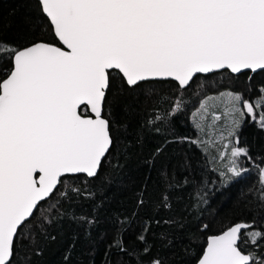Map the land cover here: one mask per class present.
Here are the masks:
<instances>
[{
  "label": "snow or ice",
  "instance_id": "6c2138e0",
  "mask_svg": "<svg viewBox=\"0 0 264 264\" xmlns=\"http://www.w3.org/2000/svg\"><path fill=\"white\" fill-rule=\"evenodd\" d=\"M40 3L64 47L0 49L11 55L0 75V264H16L17 239L64 177L98 175L113 143L102 116L111 70L133 88L168 79L187 87L198 73L222 70L264 73V0ZM225 99L230 137L246 116L264 128V111H256L264 110V88L256 104L232 92ZM248 156L246 148H231L233 177L242 175L239 158ZM251 227L237 223L211 237L199 264H264V256L238 247L242 230ZM245 235L253 245L264 239L261 231Z\"/></svg>",
  "mask_w": 264,
  "mask_h": 264
},
{
  "label": "trees",
  "instance_id": "16d2710c",
  "mask_svg": "<svg viewBox=\"0 0 264 264\" xmlns=\"http://www.w3.org/2000/svg\"><path fill=\"white\" fill-rule=\"evenodd\" d=\"M37 42L59 46L39 3L0 0V49ZM10 64L0 52V75ZM262 88L261 72L198 75L185 89L173 81L133 88L110 72L102 116L113 143L101 169L63 178L17 239L16 264H196L207 238L237 223L252 226L238 247L264 256V239L253 245L245 235L264 232V129L245 117L233 143L249 156L239 158L242 175L223 183L191 119L207 96L228 91L256 104Z\"/></svg>",
  "mask_w": 264,
  "mask_h": 264
},
{
  "label": "rangeland",
  "instance_id": "374dc122",
  "mask_svg": "<svg viewBox=\"0 0 264 264\" xmlns=\"http://www.w3.org/2000/svg\"><path fill=\"white\" fill-rule=\"evenodd\" d=\"M227 93L229 92L224 91L216 95L207 96L191 114L192 122L195 124L196 128L199 129L201 137L209 144L207 150L214 157L212 161H214L217 166V171L221 174L223 183H228L235 178L232 176L231 172H228V167L230 166L229 161L231 159L230 151L231 148L234 147V137L229 136V132L232 128V117L225 115L229 107L225 99ZM256 110H258V108ZM257 114L259 115V112H257ZM214 115H219L221 117L220 120H214ZM249 119L259 124L258 118L257 120H252L249 117ZM242 124L243 122L241 125ZM225 145H227V148ZM222 154H224L223 158ZM222 173L225 175H222Z\"/></svg>",
  "mask_w": 264,
  "mask_h": 264
},
{
  "label": "water",
  "instance_id": "95a60500",
  "mask_svg": "<svg viewBox=\"0 0 264 264\" xmlns=\"http://www.w3.org/2000/svg\"><path fill=\"white\" fill-rule=\"evenodd\" d=\"M38 3H39V5H40V7H41V3H40V0H36ZM41 10H42V7H41ZM43 13V12H42ZM43 15L46 17V14H44L43 13ZM46 19L49 21V23H50V20L46 17ZM50 25H51V23H50ZM51 27H52V30H53V33H54V29H53V26L51 25ZM54 36H55V33H54ZM55 38H56V40L58 41V43H59V46H57V47H64L63 45H62V43L59 41V39L55 36ZM52 45V44H51ZM30 46H32V45H30ZM30 46H28V47H30ZM54 46H56V45H54ZM22 50V49H21ZM112 71H115V72H118L119 73V71L118 70H111V72ZM222 71H228V70H222ZM219 72H221V71H219ZM230 74H232V75H239V74H235V73H231L230 71H228ZM259 72V71H258ZM258 72H256V73H258ZM215 73H218V72H215ZM248 73H251V74H255V73H252V72H248ZM120 75H121V77L123 78V80L125 81V79H124V77L122 76V74L121 73H119ZM210 74H213V73H198V74H196V76H198V75H202V76H206V75H210ZM196 76H194V77H196ZM194 77H193V79H194ZM156 81H173V80H171V79H168V80H156ZM173 82H175L176 84H178L176 81H173ZM125 83H126V81H125ZM191 83V82H190ZM127 85V84H126ZM190 85V84H189ZM188 85V86H189ZM127 86H129V85H127ZM187 86V87H188ZM129 87H132V86H129ZM187 87H180L181 89H185V88H187ZM176 109V105L173 107V111ZM87 111V114L88 115H91V116H93V118H94V114H91L90 113V111H88V110H86ZM87 115V116H88ZM103 115V114H102ZM109 150H110V148H109ZM107 155V154H106ZM76 175H83V176H85V177H87V178H89V179H91V178H93V177H88L86 174H83V173H80V174H75V175H71V176H76ZM58 187V186H57ZM50 198V197H49ZM48 198V199H49ZM47 199V200H48ZM42 203V202H41ZM233 226V225H232ZM231 226V227H232ZM230 228V227H229ZM228 228V229H229ZM228 229H226L225 231H227ZM247 229H245V230H242V233L243 232H245ZM225 231H223V232H225ZM223 232L222 233H220V234H218V235H221V234H223ZM242 233H241V235H242ZM216 236V235H215ZM211 237H213V236H210V237H208L207 238V240H206V245H205V248H204V251H203V253H202V255H201V257H200V259L197 261V263L196 264H199V261L202 259V257H203V254H204V252L206 251V248H207V242H208V240L211 238ZM239 243L240 242H238V246H239Z\"/></svg>",
  "mask_w": 264,
  "mask_h": 264
}]
</instances>
